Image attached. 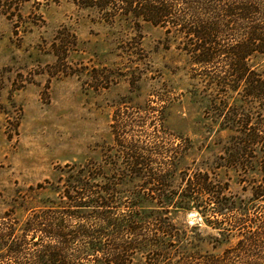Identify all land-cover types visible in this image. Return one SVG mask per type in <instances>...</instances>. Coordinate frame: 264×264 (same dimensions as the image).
<instances>
[{"label":"rangeland","instance_id":"374dc122","mask_svg":"<svg viewBox=\"0 0 264 264\" xmlns=\"http://www.w3.org/2000/svg\"><path fill=\"white\" fill-rule=\"evenodd\" d=\"M0 1V264H35L26 223L38 212L55 222L63 218L68 166L93 163L104 183V175L126 171L133 141L149 143L147 154L155 146L167 150L163 158H151L169 163L148 169L168 171L174 202L192 205L179 192L200 170L226 184L242 212L257 209L251 187L259 165L245 172L219 159L232 135L212 107L224 98L223 89L210 82L218 74L193 67L182 35H168L140 17L107 20L98 9L70 0ZM263 63L260 56L250 60L254 67ZM232 95L228 101L236 102ZM149 180L126 173L115 181L128 210L159 212L179 232L168 248L170 259L155 264H174L188 254L220 255L239 240L235 232L219 236L213 217L196 209H161L158 203L166 199L150 191L161 185ZM22 242L23 254L7 256ZM145 254L137 251L132 264H149Z\"/></svg>","mask_w":264,"mask_h":264},{"label":"trees","instance_id":"16d2710c","mask_svg":"<svg viewBox=\"0 0 264 264\" xmlns=\"http://www.w3.org/2000/svg\"><path fill=\"white\" fill-rule=\"evenodd\" d=\"M70 1L98 9L107 20L140 17L165 27L168 35H182L186 39L182 50L191 56L193 67L200 66V74H218L210 82L223 89L224 98L214 101L212 107L222 126L232 132L219 159L245 172L254 163L259 165L260 176L251 187L252 205L257 209L250 212L243 208L242 212L234 196L225 192L226 184L200 170L188 178L187 186L179 192L180 198L192 201V205L183 203L185 200L174 202L175 196L166 188L168 171L148 169L152 164L169 163L151 158L154 153L163 158L167 150L155 146L147 154L149 143L140 145L133 141L126 148V171L116 178L103 174L104 183L98 182L100 175L93 163L68 166L61 192L66 205L63 218L55 222V218H48V212H38L26 223V231L33 232L34 263L46 264L49 258L58 264H132L133 256L142 249L146 250L149 264L169 260L168 248L176 245L173 238L178 239L179 232L159 212L141 216L120 202L115 180L127 173L146 175L149 184L161 185L150 188L166 199L158 203L161 209H196L213 217L211 223L218 226L219 236L227 239L235 232L239 238L220 255H182L174 264H258L264 258V63L254 67L250 60L260 56L264 62V0ZM230 92L235 94L232 98L237 97L236 102L228 101ZM24 244L19 243L17 250H10L7 256L23 254Z\"/></svg>","mask_w":264,"mask_h":264}]
</instances>
